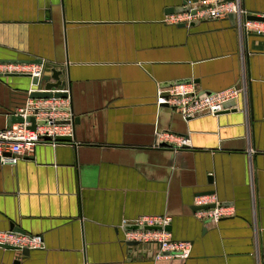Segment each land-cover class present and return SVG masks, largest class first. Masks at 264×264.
I'll return each instance as SVG.
<instances>
[{"label": "crops", "instance_id": "obj_1", "mask_svg": "<svg viewBox=\"0 0 264 264\" xmlns=\"http://www.w3.org/2000/svg\"><path fill=\"white\" fill-rule=\"evenodd\" d=\"M180 1L0 0V60L60 65L74 115L70 142L0 164V231L43 241L25 256L0 248V264H264V37L241 40L228 19L166 23ZM242 4L264 15V0ZM243 75V109L183 119L155 102L163 82L212 92ZM30 84L0 76V129ZM165 131L190 147H157ZM203 191L234 215L197 219ZM140 215L170 216L189 258L155 263L154 246L127 247L121 225Z\"/></svg>", "mask_w": 264, "mask_h": 264}, {"label": "built area", "instance_id": "obj_2", "mask_svg": "<svg viewBox=\"0 0 264 264\" xmlns=\"http://www.w3.org/2000/svg\"><path fill=\"white\" fill-rule=\"evenodd\" d=\"M181 6L188 7V10L168 14L164 21L173 25L183 23L187 26L193 20L227 19L228 15L232 13L241 40L244 36H264V21L249 18L250 15H264L250 13L243 6L242 0H186ZM48 67H51V63L43 60L39 63L0 60V75H28L31 79H38L37 83L30 84L24 104L16 108L13 113L15 116L21 117L23 121L0 129V164H14L19 157L31 155L40 143L52 146L66 143L56 140L58 136H73L74 115L71 111L69 96L28 97L31 92L46 91L42 77L47 74L45 69ZM61 80L66 81V79ZM48 92L69 93V90L65 83L51 88ZM247 97L248 83L247 78L243 75L235 84L210 93L198 90L192 82L160 86L156 92L155 102L159 106L167 105L171 111L178 113L183 119H190L203 114L217 116L221 113L243 109L246 106ZM232 100H236L234 105L224 106L225 103ZM28 118H32L33 123ZM32 124L34 125L33 129L31 128ZM158 141L159 143H168L175 148L190 147L187 137L169 131L158 134ZM6 153L9 155H5ZM250 186L254 187L253 182ZM253 192L254 189H252ZM193 205L196 207L193 212L194 216L205 223L231 217L235 212L232 205L218 201L214 194L195 196ZM170 221L171 217L168 215H140L131 222L122 223V240L127 243H135L134 245L149 244L154 246L152 259L155 263L163 259H188L191 243L172 237L171 232L165 229ZM129 224L136 228L124 229L125 225ZM154 226L160 228H149ZM42 244L40 235L0 231V247L4 245L15 247L20 255L22 249H38L43 246ZM126 246L130 247V245Z\"/></svg>", "mask_w": 264, "mask_h": 264}, {"label": "water", "instance_id": "obj_3", "mask_svg": "<svg viewBox=\"0 0 264 264\" xmlns=\"http://www.w3.org/2000/svg\"><path fill=\"white\" fill-rule=\"evenodd\" d=\"M186 0H181L180 1V5L177 6L176 8H171L170 11L171 13L173 12H178V11H187L188 10V7H184V6H181V4H183ZM169 13V14H171ZM250 19L252 20H262L264 21V16H256V15H250L249 16ZM228 21H229V24L234 27L235 26V21H234V14H229L228 17H227ZM203 21H207V20H202V21H197V20H193L191 21L187 26L188 27H191L193 25H196L200 22H203ZM179 27H185L186 25L181 23V24H177ZM252 36H258V35H252ZM259 37H264V36H259ZM33 62H41L40 59H37ZM60 65L54 63L52 64L51 63V67H48L45 69V72L46 73H49L50 75H44L42 77V81L45 82V90L44 92H31L28 94V97L30 98H46V97H67L69 96V99H70V103H71V85L70 83L66 80V81H62L60 79V75H62V73H64L65 71L63 69H60L59 68ZM1 77H13V76H19V77H28L30 79V82L35 84L38 82V79L37 78H30L28 75H0ZM54 80V81H50V80ZM191 79H181V80H178V81H175V82H163L160 84V86H169V85H172L174 83H184V82H191L190 81ZM67 84L68 86V90H69V93H66V92H48V90H50L51 88L53 87H57L59 85H62V84ZM28 90V89H27ZM206 93H210L209 91H206ZM236 103V100H232V101H229L227 103L224 104L225 107H228V106H232ZM160 106H167V105H160ZM71 111L73 113V110L71 108ZM7 124L8 125H11L12 123H16V122H22L23 119L19 116H15V115H10L7 117ZM29 121H31L33 123V119L32 118H28ZM73 120H74V117H73ZM75 122L78 123V119L76 120L75 119ZM74 126V125H73ZM31 128L33 129L34 128V125L32 124ZM183 136V135H182ZM186 137V136H185ZM73 137L71 136H58L56 137V140L58 141H65V142H70L71 139ZM157 147L159 148H164V149H169V150H176V151H184L186 149H188L189 147L187 146H182V147H178V148H175V147H172L171 145H169L168 143H165V142H160L157 144ZM5 155H9L8 153H6ZM207 181L209 182L210 181V177L207 179ZM206 194H212L210 193L209 191H203L201 193H199V195H206ZM198 196V195H197ZM196 207L193 208V210H195ZM171 223V221H170ZM168 224L165 229L169 230L170 231V228H171V224ZM136 226L134 225H125L124 229H135ZM151 229H159L160 227H149ZM11 230H6V231H13V232H18V233H22V234H25L23 233V231L21 229H19L18 227H13V225H11L10 227ZM171 232V231H170ZM122 233H123V230H122ZM122 239H123V235H122ZM123 242V240H122ZM125 245H134L135 243H127V242H123ZM0 248H3V249H11V250H15L17 251V249L15 247H12V246H8V245H4V246H1ZM30 252V249H27V248H24L20 251L21 255L22 256H25V255H28Z\"/></svg>", "mask_w": 264, "mask_h": 264}, {"label": "rangeland", "instance_id": "obj_4", "mask_svg": "<svg viewBox=\"0 0 264 264\" xmlns=\"http://www.w3.org/2000/svg\"><path fill=\"white\" fill-rule=\"evenodd\" d=\"M237 29V28H236Z\"/></svg>", "mask_w": 264, "mask_h": 264}]
</instances>
